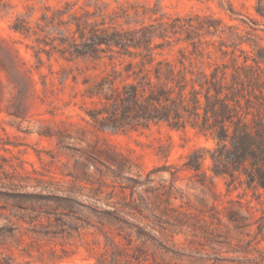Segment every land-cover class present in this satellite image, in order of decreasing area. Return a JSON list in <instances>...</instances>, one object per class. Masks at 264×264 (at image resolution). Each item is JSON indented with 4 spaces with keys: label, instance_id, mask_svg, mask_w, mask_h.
I'll return each instance as SVG.
<instances>
[{
    "label": "rangeland",
    "instance_id": "1",
    "mask_svg": "<svg viewBox=\"0 0 264 264\" xmlns=\"http://www.w3.org/2000/svg\"><path fill=\"white\" fill-rule=\"evenodd\" d=\"M256 5L257 0H5L0 8V189L69 196L78 211L0 201L5 207L0 264H132L131 248L114 227L97 224L94 214L101 211L142 228L154 239L148 244L183 255L160 248L161 257L149 264H264V230L257 233L253 225L237 231L225 213L220 223L204 217L198 211L203 197L187 188L186 172L174 184L168 172L147 176L162 167L179 168L189 152L212 142L166 125L96 131L87 123L85 110L93 104L85 89L110 67L91 58L65 60L59 42L70 38L78 23L134 28L159 17L199 14L234 26L253 41L242 46L250 52L264 48V19ZM135 8L152 14H134ZM17 19L24 34L12 28ZM215 184L224 202L243 193L238 188L226 195L222 178ZM171 185L164 201L162 189ZM242 198L250 201L256 218L262 215L261 192L247 191Z\"/></svg>",
    "mask_w": 264,
    "mask_h": 264
},
{
    "label": "trees",
    "instance_id": "2",
    "mask_svg": "<svg viewBox=\"0 0 264 264\" xmlns=\"http://www.w3.org/2000/svg\"><path fill=\"white\" fill-rule=\"evenodd\" d=\"M4 6L5 0H0V8ZM254 9L264 19V0H257ZM228 10L235 14L230 2ZM133 12L152 14L150 9ZM16 22L13 30L24 34V25ZM73 33L59 40L62 58H91L110 67L86 85L85 97L93 104L85 110L87 123L96 131L114 132L166 125L211 141V147L189 152L179 168L162 167L147 176L168 172L174 184L180 172H186L187 188L203 197L198 211L204 217L220 223L225 213L237 231L253 225L257 233L263 231L264 209L256 218L250 201L242 197L247 191L264 195V48L243 49V44L252 46L250 38L220 19L199 14L159 17L134 28L78 23ZM216 178L225 181L226 195L238 188L243 193L224 202ZM172 188L162 189L164 201L170 199ZM8 200L15 202L14 207L26 200L53 204L69 214L78 211L69 196L0 189V201ZM94 216L98 225L114 227L130 246L132 264L154 263L161 257L160 248L183 256L160 244H148L154 241L148 233L114 212Z\"/></svg>",
    "mask_w": 264,
    "mask_h": 264
}]
</instances>
